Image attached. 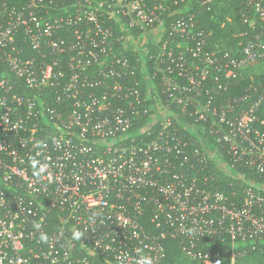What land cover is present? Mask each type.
Here are the masks:
<instances>
[{
	"label": "built area",
	"instance_id": "1",
	"mask_svg": "<svg viewBox=\"0 0 264 264\" xmlns=\"http://www.w3.org/2000/svg\"><path fill=\"white\" fill-rule=\"evenodd\" d=\"M184 1L0 0V264H165L169 238L235 264L264 242V184H217L264 175V84L227 94L264 60L263 0L224 51L191 14L165 27Z\"/></svg>",
	"mask_w": 264,
	"mask_h": 264
},
{
	"label": "trees",
	"instance_id": "2",
	"mask_svg": "<svg viewBox=\"0 0 264 264\" xmlns=\"http://www.w3.org/2000/svg\"><path fill=\"white\" fill-rule=\"evenodd\" d=\"M151 5L159 3L165 0H148ZM264 4V0H263ZM173 15L172 17L166 16L165 27L169 26L172 18L181 14H191L195 16L197 25L200 29L205 30L208 33L207 49L211 50H237L240 48V41H245L251 37V30L247 23L243 22L242 13L244 4L241 0H213L210 3H204L203 0H185L183 3L172 5ZM248 31V35L243 34ZM237 34L239 41L235 39L231 40V35ZM226 38V39H223ZM264 64V60L261 62ZM138 76V75H137ZM139 77V76H138ZM264 84V69L257 74L252 73L250 70L244 74V76L236 78L232 85V88L227 94L239 95L249 87V85ZM155 86L158 87V81H155ZM260 118L264 120V103L260 107L258 112ZM147 119L144 118L131 129V134L141 132L143 126L146 124ZM264 127V124H263ZM188 134L193 135L192 131ZM204 135V134H203ZM195 136V135H194ZM205 141V139H204ZM197 146V143L192 141V146L188 149L190 153L193 148ZM207 146L213 150H217L218 155H226L225 150L221 145L209 142ZM201 147V143H200ZM240 173H243L245 177L258 184H264V175L252 170H244L240 166H236L232 170V175H226L222 171L218 174V187L224 191L230 189V183L233 184L234 189L241 192V181L236 179ZM258 246L257 249H250L253 242H247L245 245L248 251L239 256L235 264H264V242H254ZM167 256L165 264H202L199 260L193 259L183 253L177 240L169 238L165 243ZM216 246H218L216 244ZM261 248V249H260Z\"/></svg>",
	"mask_w": 264,
	"mask_h": 264
},
{
	"label": "clouds",
	"instance_id": "3",
	"mask_svg": "<svg viewBox=\"0 0 264 264\" xmlns=\"http://www.w3.org/2000/svg\"><path fill=\"white\" fill-rule=\"evenodd\" d=\"M39 146L40 145L37 144V147H39ZM37 163H38V161H36L35 159H33V167H36ZM45 167H46V165H41L40 166V170L43 171V169ZM80 237H81V233H79L78 231L74 233V237H73L74 239H80ZM40 239L42 241H47L48 238H47L46 235H41ZM139 264H153V261L149 257H141Z\"/></svg>",
	"mask_w": 264,
	"mask_h": 264
},
{
	"label": "rangeland",
	"instance_id": "4",
	"mask_svg": "<svg viewBox=\"0 0 264 264\" xmlns=\"http://www.w3.org/2000/svg\"><path fill=\"white\" fill-rule=\"evenodd\" d=\"M230 37H231V40H233V39L236 40V38H237V34H232ZM223 39H226V38L223 37ZM238 41H239V38H237L236 42H238ZM240 42H241V41H240ZM263 69H264V64H258V65H256V66H254L253 68H251L250 71H251L252 73H254V74H257V73H259L260 71H262Z\"/></svg>",
	"mask_w": 264,
	"mask_h": 264
}]
</instances>
